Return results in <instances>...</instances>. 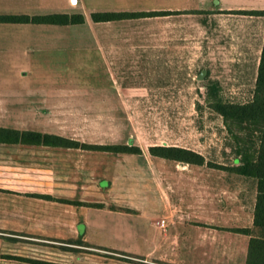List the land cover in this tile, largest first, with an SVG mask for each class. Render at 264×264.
<instances>
[{
	"label": "crops",
	"instance_id": "crops-1",
	"mask_svg": "<svg viewBox=\"0 0 264 264\" xmlns=\"http://www.w3.org/2000/svg\"><path fill=\"white\" fill-rule=\"evenodd\" d=\"M192 9L264 10V0H0V17H84V23L68 25L0 20V264H246L249 242L260 234L254 225L256 188L252 203L239 204L232 212L218 206L210 212L203 190L198 196L187 189L183 203L160 197L146 203L140 197H97L95 185L80 181L76 151L81 147L48 144L46 136L79 140L35 128L31 114L2 108L7 91L16 100L19 90L48 80L19 58L92 51L106 58L105 87L124 88L113 58L160 55L144 49L138 38L145 24L160 16L95 22L94 13ZM94 24L103 25L104 32L65 31ZM133 73L141 78L139 70ZM218 238H223V256L207 255Z\"/></svg>",
	"mask_w": 264,
	"mask_h": 264
},
{
	"label": "rangeland",
	"instance_id": "rangeland-1",
	"mask_svg": "<svg viewBox=\"0 0 264 264\" xmlns=\"http://www.w3.org/2000/svg\"><path fill=\"white\" fill-rule=\"evenodd\" d=\"M181 12L146 23L139 35L143 48L159 50V56L113 58L124 88L105 87V57L92 51H52L19 58L21 64L40 69L48 80L24 93L19 90L16 100L7 91L2 108L31 114L35 128L61 132L80 144L103 145L76 151L80 181L95 185L97 197H140L143 203L160 197L183 203L187 189L198 196L203 190L210 212L215 206L232 212L239 204L252 203L255 181L227 169L235 166V131L210 104L253 100L264 15L244 10ZM65 31L88 35L103 33L104 27L94 24ZM136 70L142 72L141 78L133 73ZM240 137L250 140L246 134ZM117 144L141 151L116 153L105 147ZM155 145L193 150L205 162L197 165L154 156L149 148ZM222 240L217 239L216 248L206 249L207 255L223 256Z\"/></svg>",
	"mask_w": 264,
	"mask_h": 264
},
{
	"label": "trees",
	"instance_id": "trees-1",
	"mask_svg": "<svg viewBox=\"0 0 264 264\" xmlns=\"http://www.w3.org/2000/svg\"><path fill=\"white\" fill-rule=\"evenodd\" d=\"M182 13L181 11H150V12H99L93 14L95 22H103L109 20L140 18L152 16H167L171 14ZM244 13L250 15H264V10H244ZM2 21H10L17 23H44L56 25L80 24L84 23L82 15L69 16L68 14H49L42 16H4L0 17ZM213 89H218L217 84L210 85ZM210 107L220 114L228 123L230 129L237 139L236 157L234 159L235 166L227 169L255 181L256 188V206L254 225L259 229L260 234L252 237L249 242V251L246 264H264V45L262 48L256 87L253 100L248 103H225L215 102ZM247 126H246V125ZM237 126V128H235ZM249 129V130H248ZM246 134L250 137L243 138ZM255 136L257 138L254 139ZM46 143L60 146L71 147H94L101 148L103 145L80 144L78 141H72L62 137L46 136ZM55 139L56 141H53ZM52 140V141H51ZM110 151L116 153H140L137 146L128 145H112L105 146ZM152 155L166 159L176 160L189 164L202 165L205 162L203 155L179 146L155 145L151 146ZM248 233L249 230H242Z\"/></svg>",
	"mask_w": 264,
	"mask_h": 264
},
{
	"label": "water",
	"instance_id": "water-1",
	"mask_svg": "<svg viewBox=\"0 0 264 264\" xmlns=\"http://www.w3.org/2000/svg\"><path fill=\"white\" fill-rule=\"evenodd\" d=\"M205 73H206V70H203V71L201 72V74H200V78H201V79L203 78V76H204Z\"/></svg>",
	"mask_w": 264,
	"mask_h": 264
},
{
	"label": "built area",
	"instance_id": "built-area-1",
	"mask_svg": "<svg viewBox=\"0 0 264 264\" xmlns=\"http://www.w3.org/2000/svg\"><path fill=\"white\" fill-rule=\"evenodd\" d=\"M161 226H165V221H162L161 222Z\"/></svg>",
	"mask_w": 264,
	"mask_h": 264
}]
</instances>
